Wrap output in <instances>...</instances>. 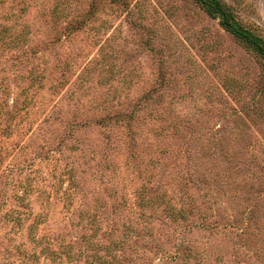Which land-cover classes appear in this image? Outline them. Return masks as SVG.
<instances>
[{
	"label": "rangeland",
	"instance_id": "obj_1",
	"mask_svg": "<svg viewBox=\"0 0 264 264\" xmlns=\"http://www.w3.org/2000/svg\"><path fill=\"white\" fill-rule=\"evenodd\" d=\"M0 264H264V59L194 0H0Z\"/></svg>",
	"mask_w": 264,
	"mask_h": 264
},
{
	"label": "trees",
	"instance_id": "obj_2",
	"mask_svg": "<svg viewBox=\"0 0 264 264\" xmlns=\"http://www.w3.org/2000/svg\"><path fill=\"white\" fill-rule=\"evenodd\" d=\"M205 12L209 15V17L218 19L220 26L231 35H233L236 39H238L243 45L247 46L249 49L253 51L255 55L264 59V38L254 31L250 30V28L244 26L239 20L236 18L234 14V10L232 7L228 6L222 0H194ZM194 207V205L192 206ZM172 208V207H170ZM257 210V209H256ZM192 209H190V212ZM172 214H179L185 216V209L180 207L177 210L173 211ZM256 211L253 210L251 215H255ZM260 215V210L259 213ZM261 231V229H260ZM38 238H34L33 241L36 245L40 243L37 240ZM36 250L31 251L32 256H36Z\"/></svg>",
	"mask_w": 264,
	"mask_h": 264
}]
</instances>
